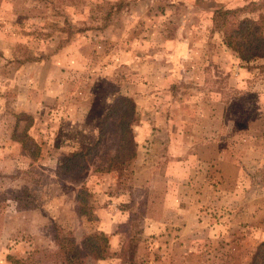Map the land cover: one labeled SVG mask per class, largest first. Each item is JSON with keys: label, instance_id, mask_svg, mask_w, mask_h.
I'll return each mask as SVG.
<instances>
[{"label": "rangeland", "instance_id": "1", "mask_svg": "<svg viewBox=\"0 0 264 264\" xmlns=\"http://www.w3.org/2000/svg\"><path fill=\"white\" fill-rule=\"evenodd\" d=\"M262 3L0 0V264H63L55 235L81 246L97 229L108 256L86 264H248L264 239V59L242 63L222 29ZM119 94L139 111L136 158L96 171L108 125L65 167Z\"/></svg>", "mask_w": 264, "mask_h": 264}, {"label": "trees", "instance_id": "2", "mask_svg": "<svg viewBox=\"0 0 264 264\" xmlns=\"http://www.w3.org/2000/svg\"><path fill=\"white\" fill-rule=\"evenodd\" d=\"M264 4V3H262ZM243 9H216L215 15L227 17L233 12ZM224 25V24H222ZM223 44L235 52L237 58L244 64H250L264 59V13L258 18L244 16L227 26H224ZM254 66V65H253ZM252 66V67H253ZM139 114L137 105L130 96L116 95L111 99L100 117L98 124L99 139L96 143L87 145L84 149L75 150L69 154L65 162V167L69 168L70 162L81 168L83 159L92 154L103 135V130L108 125L113 126L116 140L115 151L110 158H103L101 163L96 165V171H109L113 164L124 166L137 156L136 144L134 141L131 124L137 119ZM16 126L13 131V138L20 144L22 151L34 161L40 151V147L35 139L24 132L22 137L16 136ZM79 157L76 161V159ZM105 159L110 160V163ZM89 192L85 187H81L78 193V206L82 214L91 213L92 205L88 202ZM63 264H86V257L93 259H104L108 256L109 239L102 230H95L83 237L81 246L77 244L73 236L55 235ZM248 264H264V239L259 241L254 248Z\"/></svg>", "mask_w": 264, "mask_h": 264}]
</instances>
